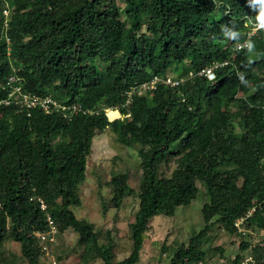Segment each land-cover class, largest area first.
I'll return each mask as SVG.
<instances>
[{"label": "trees", "instance_id": "1", "mask_svg": "<svg viewBox=\"0 0 264 264\" xmlns=\"http://www.w3.org/2000/svg\"><path fill=\"white\" fill-rule=\"evenodd\" d=\"M250 2L123 0L121 9L118 0H0V86L14 72L26 89L87 110L63 117L33 108L26 115L0 104V264H13L2 253L8 237L28 264H48L43 256L50 260L51 252L64 259L55 248L45 254L33 234L48 229L47 212L58 232L78 229L79 264H135L150 219L171 217L202 189L208 199L198 231L219 223L235 238L229 264L248 254L247 264H264V236L257 237L264 231L263 30L248 38L251 52L234 49L248 34L246 18L255 21ZM222 27L239 30V39L227 38ZM231 53L233 62L219 67L213 80L194 74L128 95L155 74L186 75ZM5 92L0 87V97ZM107 107L120 116L109 120ZM107 128L134 150L141 169L137 188L128 184V170L111 172L102 206L104 212L126 197L138 199L122 259L112 240L100 242L95 225L73 210L92 139ZM251 208L242 233L234 221ZM198 233L179 243L167 264H203Z\"/></svg>", "mask_w": 264, "mask_h": 264}, {"label": "rangeland", "instance_id": "2", "mask_svg": "<svg viewBox=\"0 0 264 264\" xmlns=\"http://www.w3.org/2000/svg\"><path fill=\"white\" fill-rule=\"evenodd\" d=\"M118 4L121 9L124 7L123 0H118ZM143 31L144 27L139 30V33ZM262 32L264 34V30ZM170 73L176 75L173 72ZM137 161L134 150L120 142L110 128L98 132L92 139V152L87 158L85 178L78 188L80 203L73 207L78 218L85 217L95 225V229L100 234V242L105 243L108 238L112 240L117 259H122L129 254L128 223L134 218L138 199L126 197L119 208L107 207L104 212H102V206L103 203H108L110 196L108 180L111 172L128 170L127 182L130 186L137 188L141 176ZM207 199L202 189L190 203L178 206L171 217L151 218L149 227L144 233L139 259L135 264H167L178 244L187 241L196 232H199L197 247L205 251L203 264H229L236 251V243H233L234 235L224 231L219 223L213 224L207 230L198 231L204 223L200 208ZM77 231L76 227H69L62 232L57 231L55 241L47 245L48 253L55 248L57 251L61 250V254L65 257L58 261L51 252L50 260L43 256L44 262L79 264L78 253L81 246L78 243ZM257 235L258 240H261L264 231H258ZM2 248L3 255L13 264H28L17 241L8 237L4 240ZM96 264L101 262L97 261Z\"/></svg>", "mask_w": 264, "mask_h": 264}, {"label": "clouds", "instance_id": "3", "mask_svg": "<svg viewBox=\"0 0 264 264\" xmlns=\"http://www.w3.org/2000/svg\"><path fill=\"white\" fill-rule=\"evenodd\" d=\"M248 6L253 11L256 12L255 21H254L255 22V31H254V33L257 30H264V0H251V2L248 3ZM246 23H248V25H250L249 28H248V31L253 28V21H251L249 18H246ZM222 30L224 32V35L227 38L232 39V40H238L239 37H240V35H241V32L239 30L232 31V30H228V29L223 28V27H222ZM249 37L246 35L243 40L236 41L235 44H234V49H241V48H243V47L237 48V44L240 43V42H242V41H244V40H246L244 47H247L248 51L251 52L252 49H253V47H254V42L252 40L248 39ZM232 55H233V53H231L230 57H225V58L220 59V60L219 59L214 60L209 65L201 66L198 69H196L195 71L188 70L187 73H186V75H183L182 73H179V75H173V74L170 73L171 71L168 72V74L162 75V76L155 74L149 80L144 81V82H141L139 84H136V86H133L128 91V95L130 97L131 94L134 93V92H137L138 94L140 92L141 93L142 92H146L147 89L154 88L157 85V83H159V82L166 83V84H168L170 86L177 85L179 82L183 81L185 78H187V77L190 78V76H192L194 74L204 76V77L207 78V80H213L215 78L216 70L219 69V67H221L223 65H227V64L233 62L231 60ZM206 68H211L209 73L206 71ZM9 75H14V77H15V80L12 81V84H18V85L21 86V88L23 90L29 91V92H31L33 94L38 95V96H50L52 99H54L56 102L59 103L58 106L51 104L50 108L47 111L44 110L41 106L34 105V106H32V107H30L28 109H24L26 111V115H30L33 108H38L43 113H48V114L58 113V114H61V116H63V117H70V116H72V113H75V112H72L71 107H68V105H79L82 108V110H84V111H81V112H84L85 113L87 111L79 103H75L74 102V103H70V104H65V103L59 101L51 93H43V94H40V93L32 92V91L26 89L24 87V85H23L22 78L18 74L14 73V72L9 73L6 76V80H7V78H8ZM167 79H170V81H167ZM4 84H5V82H3L0 87H1V89L6 90V92H5V94L2 97H0V99L5 98L6 95H7V93H8V90L10 89V87L4 86ZM135 87H137V88H135ZM0 104H5V103H0ZM5 105H13V106H16L13 102H9V103H7ZM65 110H67L68 112H66ZM110 110H117L118 111L117 117L120 116V112H119V110L117 108H108V107L107 108H104V112H105V114H106V116H107V118L109 120L116 118L115 116L112 117V118H110L108 116V111H110Z\"/></svg>", "mask_w": 264, "mask_h": 264}, {"label": "built area", "instance_id": "4", "mask_svg": "<svg viewBox=\"0 0 264 264\" xmlns=\"http://www.w3.org/2000/svg\"><path fill=\"white\" fill-rule=\"evenodd\" d=\"M3 12L6 14L7 11L4 9ZM248 21V20H247ZM250 23V22H249ZM255 31V22H253V28L250 29L247 33V36L249 37L251 34H253ZM246 40L240 42L237 44V48L244 47ZM211 68H206V71L209 73ZM15 80L14 75H9L7 80L5 81L4 86L10 87L8 90V93L5 98L0 99V103H9L13 102L16 106L23 109H28L34 105L41 106L44 110H48L51 106V104L58 106V102H56L54 99H52L50 96H38L36 94H33L29 91H25L21 88L18 84H12V81ZM167 81H170V79H167ZM68 107H71L72 112L76 111H84L79 105H68ZM34 196H31L30 199H32ZM37 200L39 202V207L46 211L47 204L44 201V199L41 196H37ZM254 208H251L246 215L238 217L234 221V225L237 227L238 231H241L244 233L246 230L242 228V223L244 221L245 216L251 213V211ZM46 220L48 223V229L42 230V231H35L34 235L37 237V243L40 247V249L45 253H48V246L49 243L55 241V236L57 232V228L53 222V218L51 215L47 212L46 213ZM252 261V256L248 254L245 256L242 260L237 262L236 264H247L248 262Z\"/></svg>", "mask_w": 264, "mask_h": 264}, {"label": "bare ground", "instance_id": "5", "mask_svg": "<svg viewBox=\"0 0 264 264\" xmlns=\"http://www.w3.org/2000/svg\"><path fill=\"white\" fill-rule=\"evenodd\" d=\"M118 115V111L117 110H110V117H114Z\"/></svg>", "mask_w": 264, "mask_h": 264}]
</instances>
